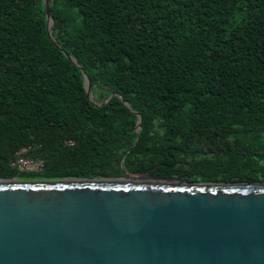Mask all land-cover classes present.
<instances>
[{
	"label": "trees",
	"instance_id": "16d2710c",
	"mask_svg": "<svg viewBox=\"0 0 264 264\" xmlns=\"http://www.w3.org/2000/svg\"><path fill=\"white\" fill-rule=\"evenodd\" d=\"M46 1L91 102L42 0H0L1 177L118 176L138 114L122 171L264 184V0Z\"/></svg>",
	"mask_w": 264,
	"mask_h": 264
},
{
	"label": "water",
	"instance_id": "95a60500",
	"mask_svg": "<svg viewBox=\"0 0 264 264\" xmlns=\"http://www.w3.org/2000/svg\"><path fill=\"white\" fill-rule=\"evenodd\" d=\"M42 4L47 40L79 69L51 38L53 22ZM135 115L131 148L141 122ZM131 148L119 158L118 176L52 182L0 176V264H264V184L129 174L121 164Z\"/></svg>",
	"mask_w": 264,
	"mask_h": 264
},
{
	"label": "built area",
	"instance_id": "2783aa9c",
	"mask_svg": "<svg viewBox=\"0 0 264 264\" xmlns=\"http://www.w3.org/2000/svg\"><path fill=\"white\" fill-rule=\"evenodd\" d=\"M21 152H24V150H22ZM10 166L23 172H36L42 167L40 162L21 158L17 159L14 163L10 164Z\"/></svg>",
	"mask_w": 264,
	"mask_h": 264
},
{
	"label": "rangeland",
	"instance_id": "374dc122",
	"mask_svg": "<svg viewBox=\"0 0 264 264\" xmlns=\"http://www.w3.org/2000/svg\"><path fill=\"white\" fill-rule=\"evenodd\" d=\"M90 99H91V95H90Z\"/></svg>",
	"mask_w": 264,
	"mask_h": 264
},
{
	"label": "flooded vegetation",
	"instance_id": "af4514ba",
	"mask_svg": "<svg viewBox=\"0 0 264 264\" xmlns=\"http://www.w3.org/2000/svg\"><path fill=\"white\" fill-rule=\"evenodd\" d=\"M155 177V176H154Z\"/></svg>",
	"mask_w": 264,
	"mask_h": 264
}]
</instances>
